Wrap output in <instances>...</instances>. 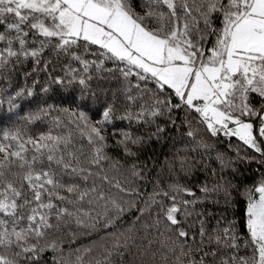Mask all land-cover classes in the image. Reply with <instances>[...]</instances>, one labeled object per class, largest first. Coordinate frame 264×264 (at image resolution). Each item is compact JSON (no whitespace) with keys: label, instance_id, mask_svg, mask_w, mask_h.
I'll use <instances>...</instances> for the list:
<instances>
[{"label":"snow or ice","instance_id":"6c2138e0","mask_svg":"<svg viewBox=\"0 0 264 264\" xmlns=\"http://www.w3.org/2000/svg\"><path fill=\"white\" fill-rule=\"evenodd\" d=\"M57 64L63 75H52ZM21 70L25 80L46 71L50 84L77 86L79 95L68 101L75 108L46 105L22 117H50L47 131H0V264H47L48 252L52 264H125L136 223L146 241L137 246L141 264H264V0H0V81ZM93 79L117 82L110 101L98 103ZM33 96L28 86L9 93L8 110L23 111L17 101ZM117 120L129 122L112 133L127 157L182 130L187 144L167 160V182L157 174L151 192L113 183L108 168L120 161L107 133ZM240 164L258 174L242 192L233 182ZM147 171L131 165L137 179ZM199 171L216 179L182 182ZM233 193L245 199L244 232L227 215ZM221 198L223 209L209 211ZM85 205H100L102 217ZM133 208L136 223L114 231ZM69 222L86 235L104 230L98 257L92 247L65 256Z\"/></svg>","mask_w":264,"mask_h":264},{"label":"trees","instance_id":"16d2710c","mask_svg":"<svg viewBox=\"0 0 264 264\" xmlns=\"http://www.w3.org/2000/svg\"><path fill=\"white\" fill-rule=\"evenodd\" d=\"M24 67L28 70H31V63L26 62ZM60 74L63 75L62 68L59 64L55 65L52 75ZM106 75V74H105ZM33 79L38 81L33 85ZM50 76L46 71H38L33 73L31 77L25 80L23 76V71L21 70L18 73H14L11 80L0 81V100H3V103H0V131L6 130H16L17 128L22 129L24 132L29 134H37L42 131H47V128L51 126V118L46 117L42 120L36 121L31 124H26L22 119L29 112H35L40 108L45 107L46 105H53L55 107H69L75 108V105L68 103L71 99V95L75 93L77 96L78 88L77 86H72L65 88L63 86H58L50 84ZM33 87L34 96L30 98H24L23 100H18L17 102L22 105L23 111L20 108H15L11 112L8 110L7 97L9 93L14 95L15 91L20 87ZM42 87H48L49 90L47 93L43 92ZM91 87L97 91L100 96L98 103H103L105 101L111 100V93L116 91L118 84L114 80L108 79H93L91 82ZM104 90H108L105 94ZM119 99V97H118ZM57 113L53 112V116ZM119 115V113H117ZM129 122L127 120L121 121L117 120L115 122V129L112 125L108 126V135L109 140V155L113 157L114 160H119L120 164L117 168L113 169L108 168V175L113 180V183L119 181L122 185L128 187L139 188L141 192H151L153 187V181L156 179L157 174L160 175V179L165 182L168 181L169 172L167 169V160H170L173 157V154L177 149L185 148L187 144L186 138L181 140L182 130H170L168 133V138L161 140H152L148 141L141 146L134 147V151L137 152L135 157L125 156L123 150L120 147L114 146L115 140L112 138V133L115 130L118 134L119 129H128ZM131 129L137 134H146L147 126H138L136 123L131 124ZM227 140V138H225ZM233 143L236 141L233 140ZM191 147V145H188ZM223 148V145H221ZM187 154V152H182L181 155ZM195 156L196 153H191ZM214 155V154H213ZM167 158V159H166ZM207 160V157H205ZM136 163L140 166L144 164L148 165L150 171L146 172V178L141 180L131 176V165ZM210 167L218 169V163L212 162ZM240 174L234 179V183L240 185V191H243V187L246 185H251L257 178V168L255 164H240L239 165ZM206 176L208 177L209 184L212 183L216 178L211 177L208 173L203 171L197 172L191 177H184L182 182L189 183L191 186H195L198 183L205 181ZM106 188L111 187L110 185H105ZM114 194L117 193L115 188H112ZM126 201L135 200L136 203L143 207V204L140 202L139 197H129L123 193H119ZM233 198L235 200L234 205L228 208V217L235 219L240 222V231L244 232V219H245V210L246 204L245 199L242 195L233 193ZM223 199L221 198V204L219 206L208 203L206 207L209 211L219 213L223 209ZM85 208L89 209L92 212V215L95 216L97 213L103 214V208L100 205L89 206L85 205ZM139 215L133 208L131 211L127 212L120 221L117 222V227L114 229L116 232H124L131 227L132 224L136 223L135 217ZM75 234V236H73ZM135 237V243L129 241V249H125V264H141L142 260L147 258H142L137 255V246L146 243L143 239L145 233L142 224L136 223V230L130 233ZM155 233H153V236ZM64 241V254L65 256L71 255V258L75 259L74 249L77 247H92L93 255L99 256L103 251L104 245L108 243L107 238L105 237L104 230L102 228H97L93 231L92 235H86L84 230L80 229L75 225L74 222H69L64 226V231L62 233ZM74 239V243L70 241ZM51 252L45 254V259L47 264H52Z\"/></svg>","mask_w":264,"mask_h":264}]
</instances>
